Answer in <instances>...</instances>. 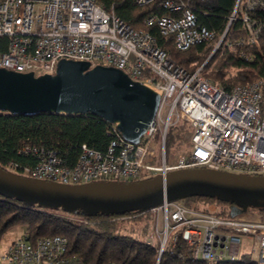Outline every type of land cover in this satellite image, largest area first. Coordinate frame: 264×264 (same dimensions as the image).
<instances>
[{
  "label": "built area",
  "instance_id": "1",
  "mask_svg": "<svg viewBox=\"0 0 264 264\" xmlns=\"http://www.w3.org/2000/svg\"><path fill=\"white\" fill-rule=\"evenodd\" d=\"M163 6L171 13H152L145 22L172 35L177 49L214 38V31L197 24L186 3L164 0ZM237 19L242 34L231 40L226 27L214 49L222 42L230 47L255 40L264 31V0H236L229 20ZM0 37L6 39L0 48L2 67L37 76L53 73L61 58L87 60L89 67H117L159 91L158 108L138 142L125 139L117 123L111 122L112 137L105 150L82 143L75 162L68 165L55 149L23 144L19 152L32 155L35 162L19 169L13 162L14 173L62 184L99 179L127 183L189 168L264 175L261 78L229 87L216 84L200 67L189 71L176 63L150 30L132 27L112 6L106 8L96 0H0ZM173 126L187 132V147L170 159L165 141ZM145 211L152 224L145 239L158 245L159 254L167 243L182 238L195 258L235 259L241 253L240 235H246L252 238L250 258L264 264V210L230 213L229 209V215H222L215 213V203L202 209L195 201L164 198L133 215ZM66 250L63 235L30 240L22 231L4 247L1 258L6 264H83Z\"/></svg>",
  "mask_w": 264,
  "mask_h": 264
},
{
  "label": "trees",
  "instance_id": "2",
  "mask_svg": "<svg viewBox=\"0 0 264 264\" xmlns=\"http://www.w3.org/2000/svg\"><path fill=\"white\" fill-rule=\"evenodd\" d=\"M96 1L106 8L112 6L115 13L132 27L150 30L157 44L176 63L189 71L200 67V71L216 84L229 87L258 78L264 81V31L248 44L226 47L222 42L214 49L226 27L227 37L231 40L242 34L240 21L229 20L236 0H173L186 3L194 11L197 24L214 31L213 39L192 44L186 50L175 47L172 35H163L155 26L146 25V17L152 13H171L163 6L164 0L144 4H138L136 0ZM0 40V48L3 49L6 39L0 37ZM179 130L183 129L170 127L167 131L170 139L181 136L182 131ZM167 134L166 150L170 145ZM111 137V122L91 112L39 111L25 114L0 109V167L13 172L24 164H33L35 158L32 155L19 152L23 144L55 149L66 164L72 165L82 143L105 150ZM13 162L17 163L15 169ZM183 198L187 204L195 201L202 209H207L211 202L215 203V213L222 215H229L231 204H239L228 196L207 192H188ZM245 207L263 211L264 202L262 199H251ZM134 213L131 211L127 216V213L92 210L86 205L77 208L44 205L0 194V239L14 225H22L30 240L42 235L60 234L67 239L66 254L77 256L83 264H257L248 251L241 252L235 259L195 258L182 238L167 243L159 254L158 245L145 239L150 212ZM139 220L145 222L137 225Z\"/></svg>",
  "mask_w": 264,
  "mask_h": 264
},
{
  "label": "water",
  "instance_id": "3",
  "mask_svg": "<svg viewBox=\"0 0 264 264\" xmlns=\"http://www.w3.org/2000/svg\"><path fill=\"white\" fill-rule=\"evenodd\" d=\"M158 104L156 91L114 66L89 67L87 60L61 58L53 73L37 76L0 66L1 110L25 114L91 112L116 122L122 136L131 142L139 141ZM188 192L228 196L240 204H231L230 213H235L246 209L251 199L264 202V175L189 168L127 183L62 184L0 167V194L44 205H86L97 211L128 213Z\"/></svg>",
  "mask_w": 264,
  "mask_h": 264
},
{
  "label": "rangeland",
  "instance_id": "4",
  "mask_svg": "<svg viewBox=\"0 0 264 264\" xmlns=\"http://www.w3.org/2000/svg\"><path fill=\"white\" fill-rule=\"evenodd\" d=\"M175 127V126H173ZM178 128V127H177ZM182 131L181 132V136L177 137V138H171L170 136L167 134V140L170 141V145L169 148L167 149V151L170 153L169 158L172 159L174 158L175 154L177 153H181L183 152V150L187 147V132L185 130H179ZM168 141V142H169ZM233 174H239L238 172H232ZM95 182H108L107 179L102 180H95ZM179 198V197H178ZM180 199H182L184 201L183 197H180ZM192 202V201H191ZM212 203V202H211ZM216 207V204H215ZM161 221V220H160ZM159 221V228H162V224ZM145 221L139 220L138 222H136V224L138 225H142ZM152 224L151 221H149V229L148 232L151 230ZM23 230V226L22 225H14L10 228H8L2 235L1 239H0V264H6L4 262H2V253L4 250V247L13 241L14 238H16L17 236H19L22 233ZM155 237H157L156 232H154ZM251 242H252V238L246 235H240V251L244 252V251H249L250 250V246H251Z\"/></svg>",
  "mask_w": 264,
  "mask_h": 264
},
{
  "label": "bare ground",
  "instance_id": "5",
  "mask_svg": "<svg viewBox=\"0 0 264 264\" xmlns=\"http://www.w3.org/2000/svg\"><path fill=\"white\" fill-rule=\"evenodd\" d=\"M151 88H152L154 91H156L157 93H159V91H158L157 88H155V87H153V86H151Z\"/></svg>",
  "mask_w": 264,
  "mask_h": 264
},
{
  "label": "crops",
  "instance_id": "6",
  "mask_svg": "<svg viewBox=\"0 0 264 264\" xmlns=\"http://www.w3.org/2000/svg\"><path fill=\"white\" fill-rule=\"evenodd\" d=\"M23 231V230H22Z\"/></svg>",
  "mask_w": 264,
  "mask_h": 264
}]
</instances>
